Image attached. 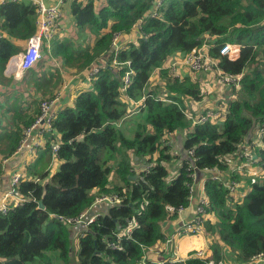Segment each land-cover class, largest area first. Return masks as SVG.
Wrapping results in <instances>:
<instances>
[{
	"label": "trees",
	"instance_id": "16d2710c",
	"mask_svg": "<svg viewBox=\"0 0 264 264\" xmlns=\"http://www.w3.org/2000/svg\"><path fill=\"white\" fill-rule=\"evenodd\" d=\"M155 1L71 2L75 26L95 39L85 48L54 39L50 56L59 58L69 73L93 65L98 72L71 106L56 111L52 131L44 134V148L28 167L31 176L16 188L27 201L7 214L0 213V264H139L145 249L165 242L163 222L177 219V209L189 205L193 170L171 151L170 138L176 133L184 137L185 156L193 150L198 169L217 166L224 178H234L240 187L232 196L222 183L209 176L203 179L205 214L213 217L204 228L217 239L211 244L212 255L203 258L191 252L182 263L166 264H208L209 260L216 264L222 258V246L233 253L237 264H252L253 257L264 256V174L254 179L232 176L224 161L256 125H264V0H162L158 17H147ZM138 20L140 36L113 51V35L128 34ZM35 22V9L25 2L0 5V74L20 50L15 42L35 33ZM205 35L215 36V43L242 46L240 57L233 61L220 57L217 47L210 50L212 57L219 58L222 72L242 74L221 124H192L184 102L203 99L199 84L190 77L173 78L163 69L169 57L200 47ZM254 63L262 71L246 72ZM128 70L132 74L124 88ZM153 72L160 83H149ZM140 100L138 115L143 120L127 138L118 123L131 112L130 101ZM34 119L11 117L13 130L0 138L3 154L13 153L23 128ZM52 143L59 145V166L49 174L45 153ZM256 152L264 159V149ZM179 160V166L171 170ZM110 174L116 175V182L109 180ZM110 195H116L119 204L103 207L85 228L58 219L86 215L94 209L96 198ZM40 200L43 210L38 208ZM133 222L136 225L124 234Z\"/></svg>",
	"mask_w": 264,
	"mask_h": 264
},
{
	"label": "built area",
	"instance_id": "2783aa9c",
	"mask_svg": "<svg viewBox=\"0 0 264 264\" xmlns=\"http://www.w3.org/2000/svg\"><path fill=\"white\" fill-rule=\"evenodd\" d=\"M6 2H25L31 5L36 12V31L29 37L25 43V46L21 52H18L10 57L9 61L6 64L5 73L9 76H12L15 80H21L23 73L26 69L31 68L37 61H39L42 55V49L45 46V51L50 53L51 41L55 38L56 32L58 30V20L61 16V7L66 2V0H56L51 2L49 0H0V5ZM162 0H156L151 9L147 11V17L156 18L158 17V9L162 5ZM141 20H138L136 25L132 28L139 30V24ZM121 34H114L112 38V49L117 51L120 48L118 45V39ZM0 37L2 34L0 33ZM214 36L205 35L204 41L197 49L184 54L182 56L175 54V56L169 57L166 62L163 64V69L169 72L173 77L180 78V74L176 72L178 68L185 67L188 71L192 73L208 72L211 73L215 82L222 90L224 89L229 97L226 99L231 100L234 98V90L240 88V80L242 74L232 75L224 73L218 67L219 58H214L210 55L209 48L213 46L212 40ZM242 46L236 43L224 42L218 44V54L220 57H224L228 60H236L241 55ZM178 54V53H177ZM14 60H19L21 64L17 65V71L13 70L12 63ZM115 63V61H114ZM129 64L128 62L126 63ZM98 72V66L93 65L91 68L87 69V80L91 81ZM132 74L131 70H128L123 76V87L125 88L130 82V75ZM202 91H205V88L200 86ZM237 90V91H238ZM236 92V91H235ZM234 92V93H235ZM60 93H56L51 98L44 99L39 102V111L37 116L31 125L26 128H23L22 138L20 140L18 149L21 150L23 147H28V141L33 132H36L37 136L41 137L44 134H48L52 131V124L54 120V106L57 102V99L60 97ZM233 95V96H232ZM131 112L128 114V117L132 114L138 113L140 107L142 106V100L129 103ZM189 109V108H188ZM188 109L185 110L186 117L192 121V124H201L204 122L210 123H219L221 124L228 112L227 102H218L217 105L211 107H206L202 111L199 110L194 114V110L191 108V111L187 113ZM264 135V125L258 124L252 130V133L238 145L236 151L230 155L224 156L225 164L228 167L229 174L238 175L240 177L249 176L252 179L262 176L264 174V159L259 156L256 152V149H264V140L262 139ZM40 145V141L34 144L35 147ZM59 149L57 143H52L49 148V156L52 161L56 160V152ZM187 161L188 168L192 169L193 172L190 174V177L194 179L193 186H190V196H189V205L186 207H180L177 209V218L180 219L182 214L189 208L191 202L195 201V207L193 209V216L189 221L182 223L181 221V234L182 235H197L205 234L204 223L208 219V216L205 214V206L207 205L206 191L204 183L202 182L200 186L195 187L197 181V172L206 174L212 180L220 182L228 190L229 194L234 196L240 183L232 177L224 178L223 171L217 167L203 168L198 169L195 166V160L193 158V150H189L184 161ZM7 161V158L2 160L3 163ZM187 168V169H188ZM4 167H0V213L7 214L10 208H15L19 205H22L27 201L26 198L22 197L16 193V188L22 180L26 178L23 170H18L9 175L8 180L6 181V186L4 187ZM226 174V172H225ZM35 181H38L35 179ZM193 200V201H192ZM119 198L116 195L102 196L98 197L94 201V205L106 203L108 206L119 204ZM52 217V215H51ZM95 216L85 217V214H82L75 218H63L58 216L59 220L64 221L66 224L78 225L81 228L87 227L93 220ZM136 225L135 222L127 226L124 230V234H128L130 230ZM207 234V233H206ZM80 237L82 233L80 232ZM157 242L156 244H158ZM164 246L168 247V244L171 246V239L167 238L165 240ZM155 244V245H156ZM116 247L115 245H111ZM154 246V245H153ZM149 247L144 250V255L140 260L139 264H166V263H182L184 259L177 257L176 251L169 249L168 258L160 259H150L148 258V253L156 251V247ZM197 257H203L201 253L195 254ZM206 258V257H203ZM252 264H264V256L258 254L251 259ZM208 264H214L212 260H209ZM216 264H224L222 260Z\"/></svg>",
	"mask_w": 264,
	"mask_h": 264
},
{
	"label": "crops",
	"instance_id": "0c3cea01",
	"mask_svg": "<svg viewBox=\"0 0 264 264\" xmlns=\"http://www.w3.org/2000/svg\"><path fill=\"white\" fill-rule=\"evenodd\" d=\"M49 1L54 2L56 0ZM72 1L73 0H66V2H64V4L62 5L61 16L58 20V30L56 32V35L54 36V39L65 41L67 43L73 42L76 46L80 45L81 47L90 45L95 38L92 37V35L90 36L87 30H79L75 26L70 13V4ZM3 35H5L4 32ZM139 36V31L136 28H132L128 34H121L120 38L118 39V45H120L121 47L123 42L134 41ZM26 41L15 42V44L20 49L19 52L23 50ZM44 50L45 46L42 49L43 57L39 61H37L31 68L24 71L21 80H15L12 76L7 75L5 73V69L0 74V134L2 129L5 130V134L0 135V138L6 137L7 134L10 133L11 130H13L11 117L15 114H19L24 119L28 117H36L39 111V102L44 99L51 98V95L53 96L58 92L61 95L57 99V102L54 106V112H56L58 109L64 108L66 106H71L72 102L78 94L89 89L90 81H88L86 77L87 69L67 74L68 69H66L65 66L62 67L61 60L54 56H50V53H47L46 51L45 54ZM181 53L182 52H179L178 54L176 53V56H182ZM18 64H21L19 60L13 61L12 66L14 67V71H17ZM55 68H57V71H54ZM176 72L180 74V78L190 77V79L197 82L199 86H203L205 88V92H209V94H203V99L201 101H191V106H188L184 102L186 109H195L194 114L199 112V110L202 111L206 107L217 105L218 102H227L226 99L229 97V94L224 89L222 90L215 82H213L214 76L211 73H192L185 67H182V69L178 68ZM54 75L56 76V80ZM58 75L65 77L63 79V85L61 86L58 85L60 82V78L58 77ZM176 78L178 77L176 76ZM157 81L159 82L158 77ZM53 84H55L54 87L52 86ZM58 86V91L54 92L56 87ZM232 100H234V98L230 101ZM135 115L139 116L138 114ZM135 115L129 116L118 123V128L123 133L127 134L128 132L130 134L131 129L134 126H132V128H129L130 125H128V128H125V125L127 123L133 125L134 121H136L137 118V116ZM6 123H9V125H4ZM183 139L184 137L180 133H176L175 136L170 138L173 150L172 153L178 155L181 158L180 160H184V158H186L185 152L183 150ZM38 141H40V145L35 147L34 144ZM44 145V136L38 137L36 132H33L28 141V147H23L21 150H19L18 144L13 153H11L10 155H7L6 153H4L2 156L0 155V167H4V187L6 186V181L8 180L9 175H11L15 171L23 170L26 178H29L31 176L28 175V167L35 162L38 151L42 150L44 148ZM3 148L4 145L1 139L0 150H2ZM45 157H50L49 150L45 153ZM4 158H7V161L5 163L2 162ZM44 160L46 159H42L41 162H43ZM180 160L176 164H173L172 167L179 166ZM58 166L59 162L57 160L52 161V163L49 162L47 165V169L50 170L49 174L55 172ZM26 167L27 173L25 169ZM39 167L41 168L40 164ZM198 174V183L195 184V187L200 186V184L203 182V179L207 177L206 174H203L201 172H199ZM107 206L108 205L106 203L96 204L94 205V209H90L86 213L85 217H90L95 213H100L105 210L103 207L107 208ZM194 207L195 201L191 202L189 208L182 214L180 219L177 218L169 222H163L162 226L164 228V231L166 232V239H171L170 249L172 251H176L177 257L179 258L186 259L191 252H194L195 254L201 253L203 257L210 258L212 255L211 244L213 242H217V239L214 235L206 233L197 235H182L180 231L181 221L182 223H184L192 218V211ZM208 220L213 222V217L208 216ZM77 232L78 231L76 230V233ZM212 236L216 239L215 241H211L210 238ZM153 247H156V251L148 253V258L160 259L169 257L168 247L164 246L163 242H159ZM223 256L224 249L222 246L221 260L224 262V264H237L235 263V261L229 263L226 260L225 262Z\"/></svg>",
	"mask_w": 264,
	"mask_h": 264
},
{
	"label": "rangeland",
	"instance_id": "374dc122",
	"mask_svg": "<svg viewBox=\"0 0 264 264\" xmlns=\"http://www.w3.org/2000/svg\"><path fill=\"white\" fill-rule=\"evenodd\" d=\"M62 8V7H61ZM81 48H85V46H82ZM259 60H261V58L260 57H257V61H259ZM254 69H256V70H261L262 71V67L259 65V64H257V63H254V64H251V65H249V66H247V68H246V72L248 71V72H250L251 70H254ZM54 71H57V68H55V70ZM69 70H67V74L69 73L68 72ZM157 72H159V71H157ZM169 73V72H168ZM70 74V73H69ZM54 77H55V80H56V76L54 75ZM58 77L60 78V82H59V86H61V85H63V79L65 78L64 76H60V75H58ZM149 83L150 84H155V83H158V81H157V73L156 72H153L152 74H151V77H150V81H149ZM53 87L55 86V84H53L52 85ZM59 86L58 87H56V89H55V91L54 92H56V91H58V89H59ZM58 88V89H57ZM238 89H236V90H234V92L235 91H237ZM203 93L204 94H209V92H205V91H203ZM50 97H52V95L50 96ZM185 104H187L188 106H191V104H192V102L190 101V100H185ZM189 112V110L187 111V113ZM135 114H137V113H135ZM135 114H132V115H135ZM131 115V116H132ZM135 116H137V115H135ZM142 120H143V116H137V118H136V121H134V124L133 125H131L130 123H127L126 125H125V128H128V125H130L129 126V128H132V126H134L132 129H131V132H130V134L127 132V134L126 133H123L122 132V134L125 136V137H127V138H131L132 136H133V132H134V129H135V126H136V124H138V123H140V122H142ZM4 125H9V123H6V124H4ZM5 134V130L4 129H2V131H1V134L0 135H4ZM171 151H173L172 149H171ZM0 155L2 156L3 155V153L1 152V150H0ZM47 159L49 158V162L50 163H52V160H51V158L50 157H46ZM112 166H113V168H115V162L112 164ZM175 169V166H173V167H171V170H174ZM171 172H173V171H171ZM263 176V175H262ZM262 176H259V177H262ZM243 178H246V177H243ZM109 180H111L112 182H116L117 181V177H116V175H113V174H110V176H109ZM91 194L93 193V194H95V190L93 191H91L90 192ZM209 238V237H208ZM211 241H215L216 239L212 236L211 238ZM73 243L75 244V248L77 249V239L75 238L74 240H73ZM223 249H224V261L226 262V260L230 263V262H234V260L232 259V256H233V253L229 250V249H227L226 247H224L223 246Z\"/></svg>",
	"mask_w": 264,
	"mask_h": 264
},
{
	"label": "water",
	"instance_id": "95a60500",
	"mask_svg": "<svg viewBox=\"0 0 264 264\" xmlns=\"http://www.w3.org/2000/svg\"><path fill=\"white\" fill-rule=\"evenodd\" d=\"M198 173H199V172L196 171V175H197V176L199 175ZM136 177H137V175L131 176L132 179H135ZM38 208L41 209V210L44 209V205H43V203H42L41 200L38 201ZM169 249H170V244H168V250H169Z\"/></svg>",
	"mask_w": 264,
	"mask_h": 264
},
{
	"label": "clouds",
	"instance_id": "9594fccd",
	"mask_svg": "<svg viewBox=\"0 0 264 264\" xmlns=\"http://www.w3.org/2000/svg\"><path fill=\"white\" fill-rule=\"evenodd\" d=\"M212 43H213V46L211 47V48H213V47H217V49H218V44H220V43H215V36H214V38H213V40H212ZM211 48H209V52H210V50H211ZM138 114V113H137ZM128 116H126L125 118H123V120L124 119H126ZM122 121V120H121Z\"/></svg>",
	"mask_w": 264,
	"mask_h": 264
}]
</instances>
